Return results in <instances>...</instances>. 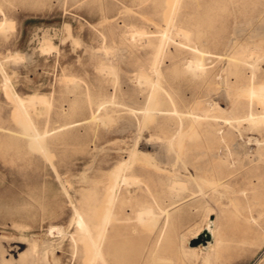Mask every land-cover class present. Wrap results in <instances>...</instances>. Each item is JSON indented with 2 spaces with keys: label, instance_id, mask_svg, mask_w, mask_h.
<instances>
[{
  "label": "rangeland",
  "instance_id": "1",
  "mask_svg": "<svg viewBox=\"0 0 264 264\" xmlns=\"http://www.w3.org/2000/svg\"><path fill=\"white\" fill-rule=\"evenodd\" d=\"M169 1L0 0V21L5 15L12 21L0 30V245L7 249L6 257L8 252L16 257L33 239L39 251L50 244L45 264H90L92 248L76 231L73 217L78 210L99 217L110 171L138 151L142 155H136L139 159L127 171L131 182L117 190L121 195L116 192L106 224L105 242L108 237L124 250L125 264H205L204 253H192L185 245L203 232L191 238L205 226L208 212L216 220L220 245L207 264H264V126L249 121L241 135L224 134L223 127L209 126L221 122L201 118L224 93L219 84L223 59L218 56L223 43L232 38L236 48L264 49V0H177L178 11L167 23ZM175 26L193 29L188 42L197 31L205 36L210 50L205 72H184L191 51L179 44L188 36L181 39ZM164 27L167 54L158 64V91L141 78V73H151L153 45L130 37V30H144L145 40L154 42ZM178 68L184 70L180 76ZM18 96L29 103L26 109L16 104ZM159 107L167 113L162 109L154 114ZM196 113L201 120L190 127L189 116ZM178 124L184 128L181 134L176 133ZM39 130L47 134L37 142L26 133ZM253 137H258L257 145ZM236 140L248 149L245 154L231 149ZM221 146L228 149L225 156L219 154ZM242 160L254 170L232 188L205 183L213 162L225 173L239 169ZM245 231L248 241L237 245L236 238Z\"/></svg>",
  "mask_w": 264,
  "mask_h": 264
},
{
  "label": "bare ground",
  "instance_id": "2",
  "mask_svg": "<svg viewBox=\"0 0 264 264\" xmlns=\"http://www.w3.org/2000/svg\"><path fill=\"white\" fill-rule=\"evenodd\" d=\"M177 0H171L169 1L168 5L170 7V10H168L169 12L166 15V20L168 21L167 23H169V19L171 14L173 13L175 6L177 8L176 5ZM179 2V1H178ZM207 4V3H206ZM177 10V9H176ZM175 10V11H176ZM174 11V12H175ZM178 11V10H177ZM176 13V12H175ZM6 16V15H5ZM3 17L2 20L0 21V30H5L6 28L12 26V21L8 20L6 17ZM175 19V16H174ZM173 19V21H174ZM261 19V18H260ZM147 21V20H146ZM172 21V22H173ZM175 22V21H174ZM171 23V21H170ZM181 23V22H180ZM213 24V23H212ZM234 24V22H233ZM256 24V22H255ZM174 25V24H173ZM185 25V22H184ZM241 26V25H240ZM157 27V26H156ZM176 27V26H175ZM239 27V26H238ZM254 27V26H253ZM263 27V26H262ZM161 28V27H160ZM232 28V27H231ZM250 28V27H249ZM255 28V27H254ZM164 30L159 31V35L157 36V38L154 40V42H151L148 40H145L146 38L144 37H148L146 36V32L144 30H138V29H131L130 30V37L134 38V37H140L141 39H144V41L146 42H150L153 45V55H152V60L151 63L149 65V69H150V75L145 73H141V78L144 79L146 83L150 84L152 89L153 88H157V84L156 80H157V74H160V69H159V61L161 60V58L164 56L165 54H167V50H166V41H167V29L162 28ZM187 29V28H186ZM183 29V27H176V34H180L179 36L181 37V39L184 40L183 36H188L189 33H193V29L190 30V32L188 31L190 28H188V30ZM175 30V29H174ZM233 30V29H232ZM239 30V29H238ZM253 30V29H251ZM257 30V27L256 29ZM173 31V30H172ZM195 31V30H194ZM254 31V30H253ZM259 31V29H258ZM261 31V30H260ZM234 32V31H233ZM232 32V34H233ZM237 32V31H235ZM244 31L241 32V35ZM257 33V31H254ZM169 33V32H168ZM247 33V31H246ZM255 33V35H257ZM151 34V33H150ZM170 34V33H169ZM172 34V33H171ZM175 34V33H174ZM175 34V35H176ZM240 34V33H239ZM259 34V33H258ZM145 35V36H144ZM183 35V36H182ZM191 35V34H190ZM235 35V33L233 34ZM193 36V34H192ZM195 38L189 39L188 42V38L191 37H185L187 42L184 41H178L180 40L179 38H175L178 42H180L179 44H182V47H184L183 45L187 46L189 48V50L191 51V56L190 59L186 62V68H178L179 70H175L177 75H182V72H190V74H197L198 72H205L206 68H205V58L206 56H209L210 54V50H207L206 46H205V42H206V38L205 36L202 34V32H198L196 33V35L194 34ZM233 37V36H232ZM49 38V37H48ZM256 38L258 39V37L256 36ZM136 39V38H135ZM169 39V38H168ZM174 39V38H173ZM141 41V40H140ZM176 41V43H178ZM193 42V43H192ZM242 43V42H241ZM224 48H223V52L221 54H219V58L223 59L221 60L223 63H221V65H223L222 67V72L220 73V80H219V84L223 87V91L224 93H222V95L224 94V96H220L218 97L219 101H214L213 104L209 107V109L206 110L207 113L204 114L205 111H202V114L204 115V117H201L203 120H208V121H218L221 123H210V128L213 129H217L218 127H223L224 130V134H231V133H235L237 131L238 135L242 134V128L249 125V121H256L259 122V124H263L264 126V68L261 69L260 66L261 64H264V49L257 47V46H249V45H244V44H239V47L236 48L234 41L232 40V38L227 39L224 43ZM51 47V46H49ZM180 47V45H178V48H182ZM47 48V47H46ZM45 48V49H46ZM52 49V48H50ZM187 49V48H186ZM48 50V48H47ZM179 51V50H178ZM183 51V49L181 50ZM189 52V51H187ZM180 53V52H179ZM10 54V53H9ZM19 54H22L19 52ZM188 54V53H187ZM190 55V54H189ZM25 56V55H24ZM27 56V55H26ZM187 56V55H186ZM31 57V56H30ZM28 57V58H30ZM26 58V57H24ZM185 58V57H184ZM17 59V58H16ZM181 62L184 61L179 59ZM179 61V63H180ZM184 62V63H185ZM103 67V66H102ZM181 67V66H179ZM113 68V67H112ZM107 69V68H105ZM181 69V70H180ZM101 70V69H100ZM183 70V71H182ZM140 73V72H139ZM162 73V72H161ZM164 73V72H163ZM200 73V74H201ZM7 74V73H6ZM8 75V74H7ZM153 76H155L156 79L153 78ZM10 77V75L8 76ZM63 77V76H62ZM67 77L70 76H66L65 78L67 79ZM160 77V76H158ZM162 77V75H161ZM182 77V76H181ZM64 78V79H65ZM71 78V77H70ZM68 78V80L70 79ZM75 78V77H74ZM65 79V80H66ZM160 80V78H159ZM73 82V81H72ZM138 82V81H137ZM159 82V81H158ZM159 87V85H158ZM161 87V86H160ZM220 89V88H219ZM142 90V89H141ZM157 90L159 91V88H157ZM222 90V89H221ZM157 91V92H158ZM221 91V92H223ZM154 93H156V89L154 91ZM153 93V97H157L159 95L156 96V94ZM163 93V92H162ZM165 93V92H164ZM170 93V92H169ZM168 93V94H169ZM213 94V93H212ZM211 94H209L210 96ZM217 95H218V91H217ZM151 97V99L153 98ZM158 99V98H157ZM157 99H155L157 101ZM173 99V98H172ZM90 100H92L90 98ZM154 98L151 100L153 101ZM224 100V101H223ZM93 101V100H92ZM165 100L160 101L161 103H164ZM174 101V100H172ZM203 101V100H202ZM90 102V101H89ZM158 102V101H157ZM224 102H226V104H224ZM92 103V102H91ZM90 103V104H91ZM153 103V102H152ZM151 103V104H152ZM197 103V102H196ZM16 104H19V106H21L20 108L26 109L27 106L29 105L28 102H26L22 97L18 96ZM92 105V104H91ZM150 105V104H149ZM70 106V105H69ZM175 106V105H174ZM177 109L178 107L175 106ZM198 107V106H197ZM69 108V107H68ZM173 108V106H172ZM74 109V106L71 107L72 111ZM163 109V108H162ZM162 109L156 108V110L153 112L154 114H157L160 110L162 111ZM174 109V108H173ZM173 109L172 113H173ZM179 109V108H178ZM67 110V109H66ZM148 110V109H147ZM166 113H167V108L163 109ZM194 110V109H193ZM192 110V111H193ZM214 114L212 111H214ZM62 111V110H61ZM69 111V110H67ZM69 111V113H70ZM146 111V110H145ZM151 111V110H149ZM153 111V110H152ZM180 111V110H179ZM191 111V110H190ZM188 111V112H190ZM169 112V111H168ZM175 112V111H174ZM68 113V115H69ZM148 113V112H147ZM152 113V112H149ZM165 113V114H166ZM182 113V111H181ZM176 114V112L174 113ZM195 114V113H194ZM93 115V114H92ZM147 115V114H146ZM177 115V114H176ZM191 116H189L190 118V127H192L194 124L197 125L196 123L198 122L197 120H201L200 116L196 113V115L192 116L193 114H190ZM67 116V115H66ZM148 116V117H147ZM146 118H149V115H147ZM91 118V117H89ZM183 118V117H182ZM28 119V118H27ZM83 119V118H82ZM87 119V118H86ZM93 119V118H91ZM77 120V119H76ZM84 120V119H83ZM88 120V119H87ZM181 120V119H180ZM82 121V120H81ZM90 121V120H89ZM70 122V121H69ZM69 122L68 126H69ZM76 122V121H75ZM78 122V121H77ZM83 122V121H82ZM88 122V121H87ZM91 122V121H90ZM182 123V121H181ZM251 123V122H250ZM73 124V123H72ZM75 124V123H74ZM82 124V123H81ZM65 125V123L63 124ZM76 125V124H75ZM74 125V126H75ZM80 125V122L79 124ZM180 124H178L179 126ZM194 125V127H195ZM221 125V126H220ZM61 127V125H59ZM67 126V125H66ZM65 126V127H66ZM77 126V125H76ZM185 126V125H183ZM188 126V125H187ZM198 126V125H197ZM72 127V126H70ZM63 128V126H62ZM67 128V127H66ZM178 128V131H176L177 134H181L180 130L182 131V129H184L181 125ZM65 129V128H64ZM187 129V128H186ZM195 129V128H194ZM194 129L192 130L194 132ZM191 131V133H192ZM197 131V130H196ZM14 133V132H13ZM33 140H36V142L38 141L37 139L39 135L43 134L42 138H46V134H47V130L44 131H35V132H26ZM186 133V132H184ZM188 133V130H187ZM190 133V134H191ZM236 133V134H237ZM249 133V132H247ZM18 134V133H17ZM15 134V135H17ZM183 134V132H182ZM201 134V133H200ZM250 134V133H249ZM20 134H18L19 136ZM189 134H187L188 136ZM237 135V136H238ZM182 136V135H181ZM190 136V135H189ZM236 136V135H235ZM25 137V136H24ZM177 139L179 138V135L176 136ZM240 137V136H239ZM249 137V136H248ZM259 137V136H258ZM257 137V138H258ZM171 138V137H170ZM169 138V140H170ZM256 138V140H257ZM29 139V138H28ZM167 139V138H166ZM239 139V138H238ZM241 139V138H240ZM239 139V140H240ZM250 139V138H249ZM45 140V139H42ZM41 140V141H42ZM248 140V138L246 139V141ZM253 140L254 137H253ZM252 140V141H253ZM255 140V141H256ZM11 141V140H10ZM243 141V140H242ZM250 141V140H249ZM12 142V141H11ZM44 142V141H43ZM169 142V141H168ZM254 142V141H253ZM10 143V142H9ZM245 144V141L242 142ZM247 143H249L247 141ZM14 144V143H12ZM25 145V144H24ZM133 145V144H132ZM247 145V144H246ZM244 145V146H246ZM255 145V144H254ZM256 145H257V141H256ZM15 146V145H14ZM23 146V144H22ZM19 146L18 147H22ZM243 146V147H244ZM17 147V145L15 146ZM24 147V146H23ZM130 147V146H129ZM222 147V146H221ZM220 147V148H221ZM248 147V145H247ZM26 148V147H25ZM219 148V149H220ZM251 148V147H250ZM19 149V148H18ZM233 151L235 152H240L241 154H245L246 151L248 149H244L241 147V143L237 142L233 145V147L231 148ZM209 150V149H208ZM227 150L226 148L222 147V150L219 151V154L222 156H225V154H227ZM139 151L141 152L142 150L139 149ZM217 151V150H216ZM215 151V152H216ZM154 152V151H153ZM152 152V153H153ZM139 152L136 151V153H134L133 155H131L128 158L126 157L125 159H123L122 161L116 163V165L114 166V168L110 171L111 174V179L108 182V184L105 186L104 188V192L103 194H101L102 196L105 194V198H104V202H105V206L103 208L102 213L99 215L98 218H94L93 216L95 215V213H91L88 210L84 212H81L78 210H76L77 212L75 213L73 220L76 223V231L80 232L82 234H84L86 240L89 243V246L92 248L91 249V256H90V264L94 262H97L98 264H125V258H124V250H122V248H120L115 242L114 243H110L108 241H110V239H108L107 237V242H105L106 240V224L110 218L112 214V207L115 203V201L117 202V190L120 188V186L122 185H126V181L128 182L129 179L128 177L130 176V173L127 172L131 169L132 165L134 164L133 161L136 157V155ZM146 153V152H145ZM148 153V152H147ZM151 153V152H150ZM148 155H151V154ZM141 153H139L140 155ZM217 154V153H216ZM142 155V154H141ZM211 155V154H210ZM143 156L145 157V154L143 152ZM142 156V158H143ZM137 159H139L138 157H136ZM146 162L148 161V158H145ZM151 159V158H150ZM141 160V159H140ZM153 161V159H152ZM211 161V160H210ZM243 161V160H242ZM151 162V160H150ZM212 162V161H211ZM249 161H243L241 166L239 167V169H231L228 171H223V169H218V166H216V164L213 162L209 169H208V177L207 180H205V183H209L212 186H218L221 187L223 189H227V188H232V186H234L237 183V180L241 177L246 176L247 174L251 173V171L254 170V168L248 167L250 164ZM148 164V163H147ZM154 164V163H153ZM249 164V165H248ZM153 167V166H152ZM243 167V168H242ZM157 169V168H156ZM109 174V175H110ZM193 174V173H192ZM82 176V175H81ZM83 177H85V175H83ZM82 177V178H83ZM137 177V176H134ZM57 178V177H56ZM81 178V179H82ZM133 178V177H130ZM84 179V178H83ZM202 179V178H201ZM202 179V180H203ZM59 180V179H58ZM134 179H132L131 183L132 185H134ZM198 180V179H197ZM260 179H257V182ZM82 182L84 180H81ZM136 182H139V178L138 180L136 179ZM177 182V180H176ZM250 182L252 183V179H250ZM67 183V182H66ZM140 183V182H139ZM182 184V182H180ZM179 182L177 183L179 188L181 187L179 184ZM70 183H68L69 185ZM176 183L172 182V185L175 187ZM254 184V183H253ZM60 185V184H59ZM124 185V186H125ZM183 185V184H182ZM208 185V184H207ZM206 185V186H207ZM172 186V187H173ZM177 186V185H176ZM62 187V186H61ZM69 187V186H68ZM131 187V186H130ZM171 187V188H172ZM198 187V186H197ZM177 188V187H176ZM86 189V188H85ZM98 189V188H97ZM96 189V190H97ZM175 189V188H172ZM178 189V188H177ZM199 189V188H198ZM130 190V189H129ZM181 190V188H180ZM121 191V190H120ZM99 193V189L97 191ZM101 192V191H100ZM92 193H95L94 190L92 191ZM119 195H121V192ZM132 193V192H131ZM90 194V193H89ZM179 194V193H178ZM85 195V194H84ZM99 195V194H96ZM96 195L94 197H96ZM128 195H130L128 193ZM220 195V194H219ZM86 196V195H85ZM88 196V194H87ZM86 196V197H87ZM92 196V195H91ZM100 196V195H99ZM180 196V195H179ZM94 197L92 198V201L94 199ZM98 197V196H97ZM124 197V196H123ZM131 197V196H130ZM220 197V196H219ZM223 197V196H222ZM82 198V195H81ZM80 198V199H81ZM85 198V197H84ZM89 199L91 200V197L89 195ZM228 199V198H227ZM89 200V201H90ZM100 200V199H99ZM97 200V201H99ZM78 201V200H77ZM81 201V200H80ZM86 202V199L83 200V202ZM94 202V201H93ZM100 202V201H99ZM119 203H121L120 201H118ZM79 203V202H78ZM89 203V202H88ZM92 202L90 201V204ZM118 203V204H119ZM99 204V203H98ZM85 205V203L83 204ZM79 206V205H78ZM85 207V206H84ZM83 207V208H84ZM97 207V206H96ZM95 209V208H94ZM123 209V208H122ZM102 210V209H101ZM121 210V209H120ZM168 210V209H167ZM95 211V210H94ZM142 210L139 211V213ZM160 211V210H159ZM163 210H161L160 212H162ZM208 211V210H207ZM122 212V210H121ZM155 211L150 210L149 214L150 216L154 215ZM168 212V211H167ZM114 213V212H113ZM164 213V212H163ZM169 213V212H168ZM94 214V215H93ZM117 214V213H116ZM115 214V215H116ZM146 216L148 215L146 213V211L143 209V215ZM162 214V213H161ZM211 212H208L206 214L205 217V226H200L199 228H197L191 235V238L195 237L196 235H198L200 233V231H204V232H208L211 236V240L207 241V243L205 245H199V246H191V245H185L186 249L191 251L192 253H196V251L200 250L202 253H204L203 256V261H206L205 264H207V260L209 258L210 255H212L215 252V249L217 247H219L220 245V241L219 238L217 236V230L218 228L216 227L215 221L211 219L210 216ZM239 214V213H238ZM169 214H167L168 216ZM117 216V215H116ZM261 216V215H259ZM166 217V216H165ZM120 218V217H119ZM118 218V220H119ZM169 218V217H168ZM115 219H117V217H115ZM114 219V220H115ZM166 219V218H165ZM71 221V219L69 220ZM166 221V220H165ZM16 222V221H15ZM19 222V221H18ZM17 222V223H18ZM94 223V227L91 229L90 228V223ZM113 222V221H112ZM110 221V223H112ZM116 222V220H115ZM114 223V222H113ZM70 224V223H69ZM109 224V223H108ZM194 224V223H193ZM114 224H112L113 226ZM198 225V224H197ZM67 226V225H66ZM69 226V225H68ZM151 226V225H150ZM113 230V229H112ZM111 230V231H112ZM163 230H161L160 232L162 233ZM44 232V231H43ZM50 232V231H49ZM109 231H107L108 233ZM159 232V233H160ZM164 232V231H163ZM45 233V232H44ZM56 233V232H55ZM111 235L114 232H110ZM160 233V235H161ZM246 231L243 232L239 237L236 238V243L237 245H243L248 241L247 235H246ZM42 234V233H41ZM51 234V233H50ZM73 234V233H72ZM109 234V233H108ZM163 234V233H162ZM62 235V234H61ZM110 235V236H111ZM159 235V236H160ZM164 235V234H163ZM162 235V236H163ZM189 235V237H190ZM64 236V235H63ZM71 236V235H70ZM74 236V235H73ZM72 236V237H73ZM61 237V236H60ZM59 237V238H60ZM71 237V238H72ZM75 237V236H74ZM188 237V238H189ZM162 238V237H161ZM74 239V238H73ZM71 239V240H73ZM114 239V238H111ZM159 239V238H158ZM66 240V238H65ZM42 241V240H41ZM44 241V240H43ZM76 241V239H74V242ZM114 241V240H113ZM112 241V242H113ZM104 242L105 245L108 244L106 246V248L104 249ZM62 243V242H61ZM110 243V244H109ZM180 243V242H179ZM50 244L48 243H44L43 247L41 248V251L38 250V246L35 242V240L30 239L28 241L27 247L24 251L18 253V255L15 257V255H13L12 253L8 252V257L5 256V252L7 251V249H5L2 245H0V264H37L38 260L41 259L42 262L40 264H45L43 261L45 260V256L47 253V250L49 249ZM260 250V249H259ZM201 254V253H200ZM109 255V256H108ZM168 260V259H167ZM165 260V261H167ZM164 261V262H165ZM168 262V263H167ZM165 262L166 264H169L170 261ZM54 263V262H53ZM164 263V264H165ZM89 264V263H88Z\"/></svg>",
  "mask_w": 264,
  "mask_h": 264
},
{
  "label": "water",
  "instance_id": "3",
  "mask_svg": "<svg viewBox=\"0 0 264 264\" xmlns=\"http://www.w3.org/2000/svg\"><path fill=\"white\" fill-rule=\"evenodd\" d=\"M211 240V236L210 234L206 231V232H202L201 234H199V236L191 243L192 245H205L207 243V241Z\"/></svg>",
  "mask_w": 264,
  "mask_h": 264
}]
</instances>
